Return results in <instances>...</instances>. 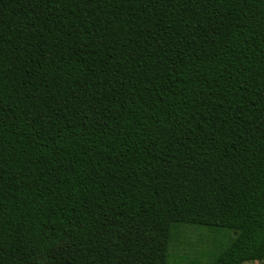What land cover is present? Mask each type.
<instances>
[{"label":"trees","instance_id":"obj_1","mask_svg":"<svg viewBox=\"0 0 264 264\" xmlns=\"http://www.w3.org/2000/svg\"><path fill=\"white\" fill-rule=\"evenodd\" d=\"M186 225L264 264V0H0V264H169Z\"/></svg>","mask_w":264,"mask_h":264},{"label":"rangeland","instance_id":"obj_2","mask_svg":"<svg viewBox=\"0 0 264 264\" xmlns=\"http://www.w3.org/2000/svg\"><path fill=\"white\" fill-rule=\"evenodd\" d=\"M222 239L221 234L212 233L205 228L186 225L176 230L173 235L169 264H208V251ZM249 264H260L252 262Z\"/></svg>","mask_w":264,"mask_h":264}]
</instances>
